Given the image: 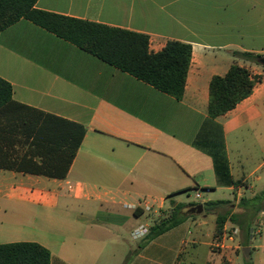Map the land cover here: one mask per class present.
<instances>
[{
  "label": "crops",
  "instance_id": "1",
  "mask_svg": "<svg viewBox=\"0 0 264 264\" xmlns=\"http://www.w3.org/2000/svg\"><path fill=\"white\" fill-rule=\"evenodd\" d=\"M35 6L146 34L153 52L169 41L190 44L192 59L178 100L29 20L1 31L0 77L12 84L13 98L81 124L86 133L63 179L0 167V244L37 242L49 249L51 264H123L129 254V264H183L188 246L205 236L221 251L211 250L218 259L204 264H238L242 243L225 240L234 243L243 232L215 240L216 220L212 231L205 229L206 212L142 248L143 239L131 233L149 229L177 205L187 213L197 202L226 200V210L242 213V199L264 191V66L236 55L264 57V0H37ZM235 63L260 80L233 110L212 118L210 83ZM15 139L21 154L25 138ZM0 149L7 151L4 143ZM222 211L208 213L217 219ZM263 227L261 211L252 264H264ZM236 228L225 223V232Z\"/></svg>",
  "mask_w": 264,
  "mask_h": 264
},
{
  "label": "trees",
  "instance_id": "2",
  "mask_svg": "<svg viewBox=\"0 0 264 264\" xmlns=\"http://www.w3.org/2000/svg\"><path fill=\"white\" fill-rule=\"evenodd\" d=\"M36 3L37 0H0V32L21 19L29 20L156 89L178 100L183 98L192 59L190 44L169 41L163 50L153 52L146 34L47 12L37 9ZM236 55L257 63L261 58L252 53L236 52ZM259 80V76H252L248 69L236 63L224 76H215L210 83L209 116L217 118L233 110L253 93ZM85 133L81 124L17 102L12 84L0 77V146L4 143L7 147L4 153L0 149L1 168L63 179ZM19 135L25 139L18 145L26 147L21 154L13 149L15 136ZM230 203L219 200L203 204L206 213L224 209L217 214L214 239H222L225 223L230 221L246 234L244 246H248L255 220L264 211V191L250 199L243 198L242 213L226 210ZM184 209L183 205H177L167 218L153 224L139 248L194 216ZM131 259L129 254L123 264H129ZM0 264H51V253L37 242L0 244ZM246 264H252L251 257Z\"/></svg>",
  "mask_w": 264,
  "mask_h": 264
},
{
  "label": "rangeland",
  "instance_id": "3",
  "mask_svg": "<svg viewBox=\"0 0 264 264\" xmlns=\"http://www.w3.org/2000/svg\"><path fill=\"white\" fill-rule=\"evenodd\" d=\"M260 173H263V172L261 171ZM197 204H202V202H197ZM203 214L204 213H202L201 215H203ZM205 214L207 215V220L209 222L208 226L205 227V229L208 228L209 230L212 231L213 227L215 226V220L216 219L212 214H209V213H205ZM193 218H198V216H194ZM237 230L240 232V228H238ZM227 232L230 233L231 230L227 229ZM204 234H205V231H204ZM263 238H264V227H263ZM211 240H212V237H205L204 236L203 238H201V241H202L201 244H199L197 246L189 245L188 249H186L187 251L185 253V258H184L183 264H192V263L193 264H204L209 259H212V257H215L216 259H218V255L212 254V251L215 253H220L221 249L217 245H212L210 247L207 244V242L209 243ZM245 240H246V234L243 232L241 239H236V241L234 243L230 242L227 239V240H225V244L235 246V245L240 244V242H241L242 243L241 245H243L242 246V248H243V247H246V246H244ZM216 242L217 241H215V243ZM252 242L254 244L258 243V239L256 238L255 235H254V240L252 238ZM262 242H264V241H262ZM239 253H240V259H238V261H237V259H235V261H236L235 263L246 264L247 258L245 257L244 253L242 252V249L240 250ZM233 254H234V256H236L235 253H233ZM251 262H252V258H251Z\"/></svg>",
  "mask_w": 264,
  "mask_h": 264
},
{
  "label": "built area",
  "instance_id": "4",
  "mask_svg": "<svg viewBox=\"0 0 264 264\" xmlns=\"http://www.w3.org/2000/svg\"><path fill=\"white\" fill-rule=\"evenodd\" d=\"M194 195H195V198L197 200H201V201H204V196H203V192L200 190V189H196L194 191ZM148 231L149 229L145 226H140L138 227L137 229L133 230L132 233H131V237L134 239V240H141L143 239L147 234H148ZM238 230L237 229H232L230 233H228L227 231L225 232L226 234H229V237L230 238H234L238 235Z\"/></svg>",
  "mask_w": 264,
  "mask_h": 264
},
{
  "label": "water",
  "instance_id": "5",
  "mask_svg": "<svg viewBox=\"0 0 264 264\" xmlns=\"http://www.w3.org/2000/svg\"><path fill=\"white\" fill-rule=\"evenodd\" d=\"M260 64L264 66V57L259 59ZM187 213L190 215H201L204 213V205L203 204H196L187 210ZM253 238V229H251L250 241L249 245L243 248V253L246 257L250 256L251 252V243Z\"/></svg>",
  "mask_w": 264,
  "mask_h": 264
}]
</instances>
